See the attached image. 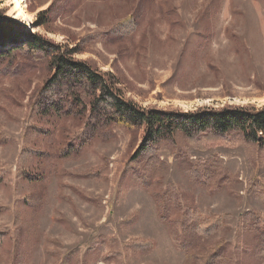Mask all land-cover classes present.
Listing matches in <instances>:
<instances>
[{
  "label": "rangeland",
  "instance_id": "374dc122",
  "mask_svg": "<svg viewBox=\"0 0 264 264\" xmlns=\"http://www.w3.org/2000/svg\"><path fill=\"white\" fill-rule=\"evenodd\" d=\"M8 1L0 0L4 17L75 49L142 107L264 106V0H23L24 16ZM132 17V35L113 34ZM12 63L14 71L0 70V231L9 229L0 264H61L68 256L70 264H193V253L215 247L227 251V264H264L259 231L246 217L264 220V153L245 145L202 151L177 135L159 147L168 168L153 173L151 186L129 164L142 132L135 140L116 127L115 137L60 158L61 120L29 122L49 72L22 57ZM199 160L219 161L212 187L189 174ZM160 193H168L165 208ZM183 208L229 217L212 237H197ZM139 239L150 243L138 250L131 243Z\"/></svg>",
  "mask_w": 264,
  "mask_h": 264
},
{
  "label": "trees",
  "instance_id": "16d2710c",
  "mask_svg": "<svg viewBox=\"0 0 264 264\" xmlns=\"http://www.w3.org/2000/svg\"><path fill=\"white\" fill-rule=\"evenodd\" d=\"M49 12L39 13L38 16L42 18ZM137 25L138 20L132 17L119 22L112 31L127 37L135 32ZM75 51L40 35L33 36L28 25L4 17L0 11V70L4 66L14 71L18 67L12 63L13 60L22 57L35 67L43 69L45 66L49 72L32 101L33 114L29 122L33 116L44 124L48 123L47 119L61 120L59 133L65 139L56 151L58 157L76 155L91 140L104 142L115 137L113 130L116 127L126 130L135 140L142 132L129 164L141 183L151 186L153 173L168 168V163L161 159L159 147L174 143L177 135H182L189 145L202 151L218 146L235 148L245 145L256 156L258 152L264 153V106L210 107L195 111L145 108L125 96L114 75L76 59ZM33 129L34 132H42L48 127L41 129L35 126ZM219 167L217 160H199L190 162L188 170L196 183L212 187L220 180L216 176ZM5 180L4 173L0 172V186ZM167 195H161V208H165L164 197ZM181 211L183 224L193 226L197 237L203 238H210L224 228L229 217L201 216L196 210L187 208ZM246 217L259 231L260 255L264 260V220L259 216L254 222L252 214ZM8 233V228L0 231V250ZM149 243L139 239L131 244L140 250ZM70 257H65L61 264H70ZM192 257L193 264H227L228 261L227 251L222 247H215L205 255L193 253Z\"/></svg>",
  "mask_w": 264,
  "mask_h": 264
},
{
  "label": "bare ground",
  "instance_id": "6f19581e",
  "mask_svg": "<svg viewBox=\"0 0 264 264\" xmlns=\"http://www.w3.org/2000/svg\"><path fill=\"white\" fill-rule=\"evenodd\" d=\"M9 1H11V0H9ZM12 1L15 3L14 9L18 11L19 15L24 16L25 12H26V11H24V8H25L24 1L23 0H12Z\"/></svg>",
  "mask_w": 264,
  "mask_h": 264
},
{
  "label": "snow or ice",
  "instance_id": "6c2138e0",
  "mask_svg": "<svg viewBox=\"0 0 264 264\" xmlns=\"http://www.w3.org/2000/svg\"><path fill=\"white\" fill-rule=\"evenodd\" d=\"M9 15H12V13H9Z\"/></svg>",
  "mask_w": 264,
  "mask_h": 264
}]
</instances>
